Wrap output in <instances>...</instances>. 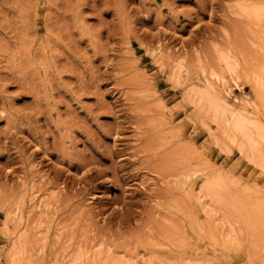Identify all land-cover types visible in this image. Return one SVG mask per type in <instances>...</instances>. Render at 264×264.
Instances as JSON below:
<instances>
[{
	"label": "rangeland",
	"instance_id": "obj_1",
	"mask_svg": "<svg viewBox=\"0 0 264 264\" xmlns=\"http://www.w3.org/2000/svg\"><path fill=\"white\" fill-rule=\"evenodd\" d=\"M236 1L0 0V264H12L22 227L31 243L16 264H53L80 241L145 264L154 243L175 249L167 233L184 221L192 264H262L198 237L193 219L211 228L223 211L204 210L178 177L179 160L201 157L234 192L264 199L261 169L226 152L183 101L197 58L212 67L216 46L259 66L264 40L231 13ZM170 57L185 59L188 85L173 81ZM254 101L245 79L229 98L251 113ZM20 199L16 230L7 214Z\"/></svg>",
	"mask_w": 264,
	"mask_h": 264
},
{
	"label": "bare ground",
	"instance_id": "obj_2",
	"mask_svg": "<svg viewBox=\"0 0 264 264\" xmlns=\"http://www.w3.org/2000/svg\"><path fill=\"white\" fill-rule=\"evenodd\" d=\"M238 21L243 22L253 31L257 42L264 40V0H237L230 8ZM257 46L260 52L259 62L252 67H243L235 57L230 46L214 48L213 66L207 68L203 65L202 58H197L199 78L190 83L189 68L185 59L170 57L173 60L171 77L179 86L188 85L183 101L195 108L196 115L203 121H210L217 126V132L212 133V138L221 143L226 152L231 147L237 148L239 153L250 163L259 167L264 173V44ZM246 80L254 86L255 101L254 111L249 112L244 107L231 104L229 98L233 88H240V82ZM210 132L212 128L209 129ZM190 150L183 147V155ZM198 163L192 166L188 157L178 161V177L180 185L188 187L196 185L195 198L203 205V209L211 208L212 211L222 212V216L211 228L205 223L200 224L193 219V225L198 237H206L214 245L225 250H239L245 246L251 259H257L264 264V199L256 198L250 188H244L237 193L232 190L234 181L221 171L210 166L201 157ZM23 200L16 202V208L8 212L7 219L14 213L13 220L16 230L22 227ZM209 214V211H207ZM184 214V213H183ZM187 216V215H185ZM42 223V222H41ZM46 222L44 221V225ZM205 227L207 230H205ZM240 227V228H239ZM23 228V227H22ZM14 244L12 264L25 260L27 245L31 235L27 229H22ZM225 228L228 230L226 231ZM184 221L182 227H171L167 233L168 238H173L175 247L169 254H161L151 246L145 264H192L188 252V232ZM50 228L44 229V242L48 240ZM73 239H70V243ZM178 248V249H177ZM201 264H214L211 259H206ZM53 264H133L124 259L115 258L106 251L101 243L80 241L71 253H65Z\"/></svg>",
	"mask_w": 264,
	"mask_h": 264
}]
</instances>
